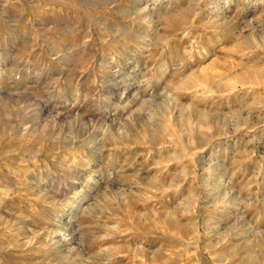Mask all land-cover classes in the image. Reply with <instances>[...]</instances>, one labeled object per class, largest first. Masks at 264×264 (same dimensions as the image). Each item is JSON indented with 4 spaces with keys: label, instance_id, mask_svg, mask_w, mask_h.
Returning <instances> with one entry per match:
<instances>
[{
    "label": "rangeland",
    "instance_id": "1",
    "mask_svg": "<svg viewBox=\"0 0 264 264\" xmlns=\"http://www.w3.org/2000/svg\"><path fill=\"white\" fill-rule=\"evenodd\" d=\"M0 264H264V0H0Z\"/></svg>",
    "mask_w": 264,
    "mask_h": 264
}]
</instances>
